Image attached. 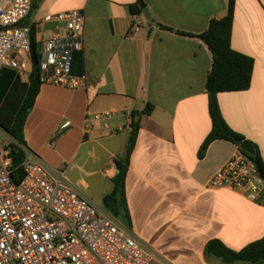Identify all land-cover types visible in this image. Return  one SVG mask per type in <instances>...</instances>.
I'll list each match as a JSON object with an SVG mask.
<instances>
[{
	"label": "crops",
	"instance_id": "0c3cea01",
	"mask_svg": "<svg viewBox=\"0 0 264 264\" xmlns=\"http://www.w3.org/2000/svg\"><path fill=\"white\" fill-rule=\"evenodd\" d=\"M44 1L36 14L83 11L86 80L83 89L40 85L22 128L25 152L66 167L68 181L103 207L115 160L125 155L131 114L150 104L124 181L129 229L155 253L149 264H224L205 253L209 241L238 252L264 237V190L251 200L206 188L239 147L216 140L198 157L211 129L205 88L211 54L198 38L177 33L201 34L225 16L228 0H142L148 19L130 11L135 0H66L54 11L43 9ZM230 46L253 59L251 82L247 90L218 93L219 109L264 162V0H235ZM23 68L18 78L28 82L30 59ZM105 111H114V132L87 131L86 117Z\"/></svg>",
	"mask_w": 264,
	"mask_h": 264
},
{
	"label": "built area",
	"instance_id": "2783aa9c",
	"mask_svg": "<svg viewBox=\"0 0 264 264\" xmlns=\"http://www.w3.org/2000/svg\"><path fill=\"white\" fill-rule=\"evenodd\" d=\"M32 1L0 0V70L9 68L23 77L34 40L40 85L83 89L85 74L72 68L73 55L82 51L83 11L40 15ZM113 115L87 116L86 130L113 133ZM249 157L238 149L210 176L206 188L231 189L256 200L264 176ZM21 167L23 177L15 183L9 148L0 145V264H149L155 258L129 228L68 181L66 167L48 166L27 152Z\"/></svg>",
	"mask_w": 264,
	"mask_h": 264
},
{
	"label": "trees",
	"instance_id": "16d2710c",
	"mask_svg": "<svg viewBox=\"0 0 264 264\" xmlns=\"http://www.w3.org/2000/svg\"><path fill=\"white\" fill-rule=\"evenodd\" d=\"M32 2L33 11H36L40 1L34 0ZM143 3L142 0H135V3L129 7L130 11L133 14L141 13L145 8ZM234 5L235 0H228L225 16L221 19L211 20L207 29L201 34L194 35L177 31L180 35L196 37L201 40L211 54V68L205 83L211 129L198 150L197 155L200 158L203 157L208 146L213 141L225 140L236 144L238 147L242 141H245L241 135L235 133L226 125L217 102L218 93L247 90L251 82L253 59L233 51L230 46ZM159 26L165 30H172L165 26ZM30 53L31 72L28 82H22L14 70L9 68L0 70V129L11 139L7 147L9 148V157L11 159L10 176L15 183H19L23 177L21 164L25 157V141L22 128L40 87L38 77L39 55L36 53L34 40H32ZM72 66L75 74L83 73L82 54L75 53L73 55ZM145 106L142 112H133L131 114L132 120L125 155L115 160L117 173L112 181L113 188L102 199L103 208L127 228H130V218L124 193V181L129 156L134 148L139 129V118L141 114H149L152 109L150 104ZM251 145L254 149V155L249 158L257 167L259 174L264 176V162H262L257 148L253 144ZM205 253L219 259L224 264L235 262L264 264V237L248 244L238 252L226 248L217 240H211L205 246Z\"/></svg>",
	"mask_w": 264,
	"mask_h": 264
},
{
	"label": "rangeland",
	"instance_id": "374dc122",
	"mask_svg": "<svg viewBox=\"0 0 264 264\" xmlns=\"http://www.w3.org/2000/svg\"><path fill=\"white\" fill-rule=\"evenodd\" d=\"M37 1H42V0H37ZM44 2L45 3L43 9L49 7V11L57 10L58 8L66 4V0H45ZM27 61L28 59H26V63ZM0 142L3 144H8L10 142L9 139L4 136V132L2 130H0Z\"/></svg>",
	"mask_w": 264,
	"mask_h": 264
},
{
	"label": "water",
	"instance_id": "95a60500",
	"mask_svg": "<svg viewBox=\"0 0 264 264\" xmlns=\"http://www.w3.org/2000/svg\"><path fill=\"white\" fill-rule=\"evenodd\" d=\"M142 14L144 15V17L146 19L149 18V15L147 13V11L144 9L142 11ZM239 149L243 152H245L246 154H248L249 156H253L254 155V149L253 146L248 142V141H242L239 145Z\"/></svg>",
	"mask_w": 264,
	"mask_h": 264
},
{
	"label": "bare ground",
	"instance_id": "6f19581e",
	"mask_svg": "<svg viewBox=\"0 0 264 264\" xmlns=\"http://www.w3.org/2000/svg\"><path fill=\"white\" fill-rule=\"evenodd\" d=\"M35 11V10H34Z\"/></svg>",
	"mask_w": 264,
	"mask_h": 264
}]
</instances>
